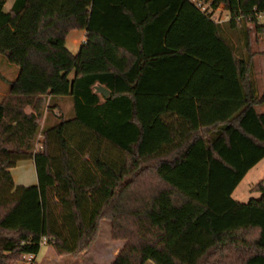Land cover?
Instances as JSON below:
<instances>
[{
	"label": "trees",
	"instance_id": "1",
	"mask_svg": "<svg viewBox=\"0 0 264 264\" xmlns=\"http://www.w3.org/2000/svg\"><path fill=\"white\" fill-rule=\"evenodd\" d=\"M195 1L0 0V56L16 70L0 100V264L43 240L57 256L86 251L102 220L120 228V198L144 172L202 211L153 197L112 264H264V177L258 198L231 197L264 159L251 71L264 0ZM74 29L86 38L73 55ZM66 99L72 116L40 127L45 101L60 112ZM27 160L37 182L16 186L10 170Z\"/></svg>",
	"mask_w": 264,
	"mask_h": 264
},
{
	"label": "rangeland",
	"instance_id": "2",
	"mask_svg": "<svg viewBox=\"0 0 264 264\" xmlns=\"http://www.w3.org/2000/svg\"><path fill=\"white\" fill-rule=\"evenodd\" d=\"M192 15L193 14H191V16ZM226 17H227L226 11H223L221 10V8H218L216 12L213 14L212 20L215 22H217L218 20L222 21V20H225ZM82 37H83V33L80 30H75L66 37L65 46L66 48L70 50V52L73 55L78 52V45H79L78 43L81 41ZM257 50L264 51V44L263 46L259 47ZM7 65L8 64L5 62L4 58L0 56V100L2 99V97L6 96L10 81L13 78V72L11 68L10 69L8 68ZM71 76L72 74H70L69 77ZM47 104L48 102L45 101L44 108L42 111L43 116L39 120L40 127L53 125L55 122V119L60 117V115H62V117L64 118L65 117L68 118L72 116L71 103H70V100L68 99L60 103L61 104L60 112H58L57 110L53 111L51 109H48ZM29 109H30L29 107L26 108L25 112L27 113ZM38 141H41V137H38ZM50 144H51V147H54L55 144H54L53 139L50 140ZM39 147L40 145H37L36 149H39ZM10 174H11V177L13 178V183L16 186L30 187L31 185H35L37 182V177H35V168H34L32 161L30 160L19 162L13 169L10 170ZM263 177H264V159L260 161V163H258V165L256 166L255 170L245 180H243L240 183V186L234 195L235 200H239V201L241 200L242 202L246 203L250 199L258 198L259 193L249 192L250 185H256L257 182H259ZM128 229L132 230V233L137 231L135 228L129 225L127 226V224H122L120 228L118 229L117 227H114L107 220H102L100 222V227H99L98 233L96 234L94 243L87 249L88 251L91 250L90 251L91 253L88 254L89 256L80 255L82 254V252H84L82 251L79 254H75V255H65L66 256L65 259H62L61 261H55L53 259V256L50 254L49 249L46 246L42 245L40 247L39 252L35 255L36 263L45 262L47 264L48 263H51V264L53 263L54 264H87L85 261L89 259L92 264L96 262L94 261L93 258L94 256L96 257V254H97L100 257V261L98 262V264H109V262H111V257H110L111 255L108 254L105 250L108 249L112 241H117L121 239L120 237L123 238L124 236L125 237L130 236L129 233L127 234ZM131 237L137 243V239L135 238V235L133 234L131 235ZM125 243H126V240H125ZM99 244H102L103 246L99 247L98 246ZM119 251L117 252V255ZM18 264H34V263L31 257L24 256L21 258Z\"/></svg>",
	"mask_w": 264,
	"mask_h": 264
},
{
	"label": "crops",
	"instance_id": "3",
	"mask_svg": "<svg viewBox=\"0 0 264 264\" xmlns=\"http://www.w3.org/2000/svg\"><path fill=\"white\" fill-rule=\"evenodd\" d=\"M12 4H13V0H6L4 10L8 11L10 9V7L12 6ZM75 30H78V29H74L73 31H75ZM73 31H71L70 33H72ZM80 31H82L83 37H82L81 41L78 43L79 44L78 50L80 49V45L85 42V38H86V31H84V30H80ZM257 38H258V40H256L253 37V39H255V40L252 43V48L255 52H257V55L253 58L251 71H253V79L255 82L254 84H255V87L257 89V93L261 94V93H264V54H262V53H264V51H261V50L259 51L257 49L259 47L263 46L264 39L262 38L261 35L258 36ZM7 66L9 69L11 68V70L13 72V78H14L15 73H16L15 68H13V66H9V65H7ZM199 86H200L199 84L190 85L188 87V89L192 88V87L197 88ZM257 111L259 113H264V104L259 106ZM28 112H30V109L28 110ZM174 119H175V117H173L171 120H174ZM30 161H32V160H30ZM32 163L34 165L33 161H32ZM258 163H260V162H258ZM258 163L254 166V168H252L250 171L247 172V174L243 177V179L240 181V183L243 180H245L255 170ZM240 183H239V186H240ZM239 186L234 190V192L231 195V197H233L232 198L233 200H235L234 195L237 192V189L239 188ZM254 186H256V185H250V190H249L250 193H254V192H251V190ZM160 194H165L167 197H169L171 203L173 204V207H177L178 214H181V216H182V214H191L194 212L202 211V207L198 203H195L194 201L189 200L184 195L179 193L177 190L172 189L168 185H166L165 183L157 180L151 173L144 172L141 176L136 178L133 182H131L130 184H128L125 187L124 192H123V194L120 198V202H119V206L121 207V211L120 212L118 211L116 213V221L121 223V224H127V226L129 225V226L135 228L137 231L141 232L140 224L138 221H136L137 218L133 214H135L137 217H139V215H140V217H143L141 215H143V213L146 210L148 211V209L150 207L149 203L151 202V199L153 197H158ZM235 201L242 202L241 200L240 201L235 200ZM111 233H112V231H111ZM160 233L163 234L162 231ZM145 234L146 233H144V235ZM121 239H119L117 241H112V243L109 245L108 249L105 250L108 254L111 255L110 256L111 262H109V264H111L113 262V259L117 255V252L124 246L125 239L124 238H121ZM43 246H46L49 249V252L53 256V259L55 261H61L62 259H65V257H66L65 255L64 256H57L56 253L54 252L53 248L50 245L45 244ZM98 246L102 247L103 245L99 244ZM90 251L91 250L84 251L80 255L89 256L88 254L91 253ZM30 257L32 258L34 264H47L45 262L36 263L35 255L34 256L32 255ZM93 259L96 262H94L92 264H98V262L100 261V257L97 254H96V257L94 256ZM85 262L87 264H91L89 259ZM48 264H51V263H48Z\"/></svg>",
	"mask_w": 264,
	"mask_h": 264
},
{
	"label": "built area",
	"instance_id": "4",
	"mask_svg": "<svg viewBox=\"0 0 264 264\" xmlns=\"http://www.w3.org/2000/svg\"><path fill=\"white\" fill-rule=\"evenodd\" d=\"M195 4H196V7L201 11H204L206 8L203 0H200V2L195 1ZM253 17H254V21L257 24L264 25V12L255 13ZM45 244L46 242L43 240L42 245H45Z\"/></svg>",
	"mask_w": 264,
	"mask_h": 264
},
{
	"label": "water",
	"instance_id": "5",
	"mask_svg": "<svg viewBox=\"0 0 264 264\" xmlns=\"http://www.w3.org/2000/svg\"><path fill=\"white\" fill-rule=\"evenodd\" d=\"M94 89L99 95H102L104 98H107L109 96V91L100 85L95 86Z\"/></svg>",
	"mask_w": 264,
	"mask_h": 264
}]
</instances>
